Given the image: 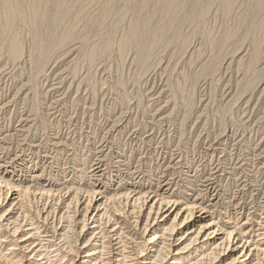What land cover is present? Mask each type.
<instances>
[{"label": "rangeland", "instance_id": "obj_1", "mask_svg": "<svg viewBox=\"0 0 264 264\" xmlns=\"http://www.w3.org/2000/svg\"><path fill=\"white\" fill-rule=\"evenodd\" d=\"M216 166L222 210L243 191L241 223L259 218L264 0H0V177L57 195L117 181L185 194Z\"/></svg>", "mask_w": 264, "mask_h": 264}, {"label": "bare ground", "instance_id": "obj_2", "mask_svg": "<svg viewBox=\"0 0 264 264\" xmlns=\"http://www.w3.org/2000/svg\"><path fill=\"white\" fill-rule=\"evenodd\" d=\"M223 170L216 166L197 193L188 190L183 194L186 190L180 192L170 181L155 189L117 181L106 184L103 191L89 190L86 196L64 186L58 190L60 198L54 192L18 185L27 181L23 174L12 181L2 176L0 264H52L59 260L62 264H264V209L259 218L252 221L248 214L241 223L248 210L242 191L244 202L230 205L232 213L224 212L218 184ZM3 171L7 170L0 169ZM36 181L37 175L30 178L31 183ZM54 196L59 198L56 204ZM36 199L39 204L33 214L37 218L29 220L26 203ZM134 229L142 240L131 234ZM132 246L138 250L128 252Z\"/></svg>", "mask_w": 264, "mask_h": 264}]
</instances>
